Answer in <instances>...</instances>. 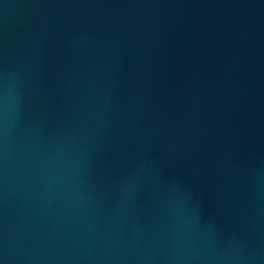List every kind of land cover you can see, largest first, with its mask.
I'll list each match as a JSON object with an SVG mask.
<instances>
[{
	"label": "water",
	"instance_id": "water-1",
	"mask_svg": "<svg viewBox=\"0 0 264 264\" xmlns=\"http://www.w3.org/2000/svg\"><path fill=\"white\" fill-rule=\"evenodd\" d=\"M0 264H264V0H0Z\"/></svg>",
	"mask_w": 264,
	"mask_h": 264
}]
</instances>
